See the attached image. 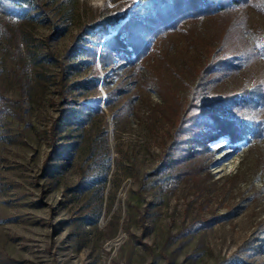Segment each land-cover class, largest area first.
<instances>
[{
    "label": "rangeland",
    "instance_id": "374dc122",
    "mask_svg": "<svg viewBox=\"0 0 264 264\" xmlns=\"http://www.w3.org/2000/svg\"><path fill=\"white\" fill-rule=\"evenodd\" d=\"M16 2L0 0V264H264V0L105 66L138 0ZM205 110L245 137H205Z\"/></svg>",
    "mask_w": 264,
    "mask_h": 264
},
{
    "label": "trees",
    "instance_id": "16d2710c",
    "mask_svg": "<svg viewBox=\"0 0 264 264\" xmlns=\"http://www.w3.org/2000/svg\"><path fill=\"white\" fill-rule=\"evenodd\" d=\"M12 7H20L16 0H7ZM140 5L132 9L126 18L124 12L117 19V31L110 35L104 42L107 49L104 51L105 58L102 65L105 66L116 55L127 61L129 65L139 61L151 49V41L158 34L164 31L177 30L185 22L197 20L202 17H209L227 11L230 8L245 5L252 0H138ZM125 20V21H124ZM97 27V28H96ZM88 29L103 30L106 32L107 25ZM103 44V45H104ZM76 46H72L69 52L64 55L68 58L71 51ZM202 120L199 127L209 126V130L214 133L205 135L212 139L218 135H227L230 141H239L245 137L243 126L237 120L223 118L214 112L205 110L202 113Z\"/></svg>",
    "mask_w": 264,
    "mask_h": 264
}]
</instances>
